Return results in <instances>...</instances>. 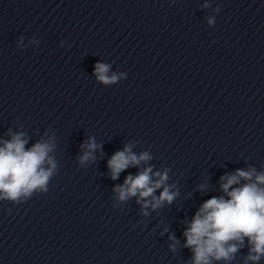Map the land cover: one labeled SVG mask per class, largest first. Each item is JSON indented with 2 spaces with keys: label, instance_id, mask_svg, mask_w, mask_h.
<instances>
[{
  "label": "clouds",
  "instance_id": "1",
  "mask_svg": "<svg viewBox=\"0 0 264 264\" xmlns=\"http://www.w3.org/2000/svg\"><path fill=\"white\" fill-rule=\"evenodd\" d=\"M208 22L211 24L213 20ZM108 72L109 65L99 62L95 65L94 74L102 83L112 84L120 78L117 74L109 76ZM9 135V140L0 141V200L20 203L34 192H47L57 167L49 155L55 144L40 140L26 148L28 140L23 132L13 134L9 130ZM98 147L94 138L81 145L86 149L79 156L81 165L95 160ZM131 149L132 145L126 144L108 160L112 180H117L130 166H139L152 159L148 152L136 155ZM167 180V169L153 172L149 166L136 175L126 176L123 185L115 186L113 191L120 202L138 197L137 203L143 201L142 208L155 210L165 203L171 204L176 198L177 194L170 190ZM220 180L224 195L205 200L184 230V247L192 252L191 264H213L214 261L230 264L245 241L248 253L244 264H259L264 258V172H257L254 167L237 169L233 174L221 176ZM161 188L160 195L155 196L156 190ZM206 188L207 184L199 186L201 192ZM169 239L173 242L170 248L175 251L179 241L175 236Z\"/></svg>",
  "mask_w": 264,
  "mask_h": 264
}]
</instances>
